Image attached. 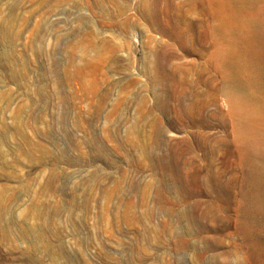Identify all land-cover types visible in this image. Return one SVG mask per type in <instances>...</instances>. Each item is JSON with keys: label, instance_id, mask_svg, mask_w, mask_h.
<instances>
[{"label": "rangeland", "instance_id": "obj_1", "mask_svg": "<svg viewBox=\"0 0 264 264\" xmlns=\"http://www.w3.org/2000/svg\"><path fill=\"white\" fill-rule=\"evenodd\" d=\"M212 10L0 0V264H264V118L227 106Z\"/></svg>", "mask_w": 264, "mask_h": 264}, {"label": "bare ground", "instance_id": "obj_2", "mask_svg": "<svg viewBox=\"0 0 264 264\" xmlns=\"http://www.w3.org/2000/svg\"><path fill=\"white\" fill-rule=\"evenodd\" d=\"M209 1L216 21V60L223 80L224 93L228 98L227 106L231 111L241 114V117L245 116L248 121H262V70L260 64L249 55L256 37L257 0ZM252 128L255 131L254 126ZM254 131L247 128L249 134L245 145L249 150H252L257 142ZM251 181L254 184L251 193L253 203L264 209V169L255 170Z\"/></svg>", "mask_w": 264, "mask_h": 264}]
</instances>
